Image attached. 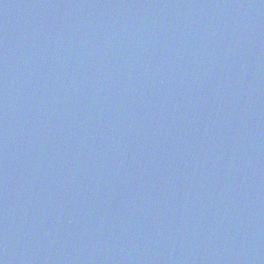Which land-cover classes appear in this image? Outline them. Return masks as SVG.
<instances>
[{"label":"water","instance_id":"95a60500","mask_svg":"<svg viewBox=\"0 0 264 264\" xmlns=\"http://www.w3.org/2000/svg\"><path fill=\"white\" fill-rule=\"evenodd\" d=\"M0 264H264V0H0Z\"/></svg>","mask_w":264,"mask_h":264}]
</instances>
